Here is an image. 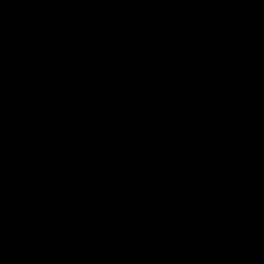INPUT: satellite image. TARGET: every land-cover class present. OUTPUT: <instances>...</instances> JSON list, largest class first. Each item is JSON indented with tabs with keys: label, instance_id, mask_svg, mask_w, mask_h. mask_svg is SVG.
Instances as JSON below:
<instances>
[{
	"label": "water",
	"instance_id": "95a60500",
	"mask_svg": "<svg viewBox=\"0 0 264 264\" xmlns=\"http://www.w3.org/2000/svg\"><path fill=\"white\" fill-rule=\"evenodd\" d=\"M0 264H264V0H0Z\"/></svg>",
	"mask_w": 264,
	"mask_h": 264
}]
</instances>
